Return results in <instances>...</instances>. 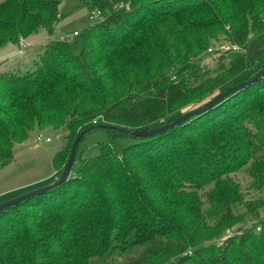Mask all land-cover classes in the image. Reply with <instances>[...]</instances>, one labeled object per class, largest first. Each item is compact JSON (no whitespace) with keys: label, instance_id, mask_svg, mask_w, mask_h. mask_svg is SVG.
I'll return each instance as SVG.
<instances>
[{"label":"trees","instance_id":"trees-1","mask_svg":"<svg viewBox=\"0 0 264 264\" xmlns=\"http://www.w3.org/2000/svg\"><path fill=\"white\" fill-rule=\"evenodd\" d=\"M78 1L102 21L47 44L34 70L0 73V168L31 132L64 128L71 145L53 158L60 177L97 118L150 130L264 68V0H125L112 12L110 0ZM60 5L3 0L0 49L41 31L52 37ZM221 37L245 52L211 68L208 49ZM110 132L137 142L119 155L109 144L93 158L77 149L76 176L0 212V264H89L135 248L123 264H264V155L253 149L264 151V76L155 137ZM248 222L258 223L214 244Z\"/></svg>","mask_w":264,"mask_h":264},{"label":"rangeland","instance_id":"rangeland-1","mask_svg":"<svg viewBox=\"0 0 264 264\" xmlns=\"http://www.w3.org/2000/svg\"><path fill=\"white\" fill-rule=\"evenodd\" d=\"M2 1L0 0V3ZM124 4L126 7L129 6L128 3H125V0H110L109 11L112 12ZM59 11L61 19L56 26L55 34L50 37L45 31H41L39 34L30 37L29 41L26 39L29 43V48L25 56L20 57V47L15 44H10L7 49L0 50V72L11 70L25 74L28 71H32L35 69L36 60L34 59L37 57L34 47L44 43L41 47V51H44V48L50 42L57 40L72 41L75 33L83 34L102 21V17L97 10H89L78 0H61ZM231 44L235 43L221 37L220 40L214 41L211 47L222 48L224 49L223 53H233L230 51ZM219 58H221V54L215 57H207L204 64L215 68ZM193 108L190 107L187 110H192ZM40 134H43L44 138L39 141L38 137ZM67 136L68 131L64 128L48 129L42 132L33 131L28 141L15 146V157L13 160L6 167L0 168V205L46 187L59 178V172L53 166V158L57 152L65 153L68 151L67 148L71 145V141ZM46 138H50L51 141L47 142ZM136 142L131 137L117 135L107 130H95L88 133L79 144L78 158L81 156L83 158L98 156L101 144L111 145L114 152L119 155L125 148ZM253 149L258 156L264 155V151L260 149L258 144H254ZM60 167L62 166L60 165ZM78 167L79 160H77L74 169L71 171V176H76ZM233 178L241 184L244 191L248 189L250 183L246 174L238 173L233 175ZM261 214L264 218V207L261 210ZM257 223L248 222L241 226H234L228 229L214 244L219 247L230 238L241 236L245 229L251 228ZM142 249L135 248L126 252L117 251L102 257H92L89 260V264H123L127 259L136 257Z\"/></svg>","mask_w":264,"mask_h":264},{"label":"water","instance_id":"water-1","mask_svg":"<svg viewBox=\"0 0 264 264\" xmlns=\"http://www.w3.org/2000/svg\"><path fill=\"white\" fill-rule=\"evenodd\" d=\"M263 76H264V68L262 70H260L258 73H256L254 76H252L250 79L245 80L239 84H236V85L228 88L226 91L219 93L218 95L213 97L211 100H209L205 104H203V105H201V106H199V107H197V108H195L189 112L184 113L182 116L178 117L174 121L167 123L165 125L156 127V128H152L150 130L130 129V128H125L122 126H116V125L106 124V123L94 125L93 127L88 128L87 130H84L83 132L79 133L77 135V137L75 138V140L72 144L71 150H70L68 161L64 167L62 174L60 175V177L56 181H54L52 184H50L46 187H43V188H40L38 190L29 192L25 195H22L18 198H15L13 200H10L6 203L1 204L0 205V212L4 211V210H6L12 206H16V205L22 203L23 201H26V200H29L33 197L42 195V194L60 186L66 180H68V178L71 174L72 167L74 166V163H75L78 146H79L81 140L83 139V137L88 132H90L92 130H107V131L112 130V131H117L119 133H122V134H125L128 136L135 137V138H152V137H155L156 135H159V134L165 133L171 129H174L175 127L180 126V125L188 122L189 120H191L194 117H197V116H199L205 112L210 111L212 108H214L215 106L222 103L229 96H232L233 94L244 89L245 87L251 86L252 84L256 83Z\"/></svg>","mask_w":264,"mask_h":264},{"label":"built area","instance_id":"built-area-1","mask_svg":"<svg viewBox=\"0 0 264 264\" xmlns=\"http://www.w3.org/2000/svg\"><path fill=\"white\" fill-rule=\"evenodd\" d=\"M128 7V6H127ZM78 35V33H75L74 37H76ZM19 47H20V54L21 56L25 55L26 52H27V49L29 48V43L26 41V39L22 38L19 42ZM224 49L222 48H213V47H210L208 49V53L209 54H216V55H222L224 54L222 51ZM230 51L233 52V53H244L245 52V49L243 47H241L240 45L238 44H231L230 46ZM100 119L101 117L97 118L96 120H94L93 124L94 125H98L100 124ZM44 138V135L43 134H40L39 137H38V140H42ZM46 141L47 142H50L51 139L50 138H46ZM256 231H260V228L259 227H256Z\"/></svg>","mask_w":264,"mask_h":264},{"label":"crops","instance_id":"crops-1","mask_svg":"<svg viewBox=\"0 0 264 264\" xmlns=\"http://www.w3.org/2000/svg\"><path fill=\"white\" fill-rule=\"evenodd\" d=\"M29 39L30 38H28L27 40L29 41ZM10 45V44H9ZM9 45H7L6 47H4V48H2V49H7V47L9 46ZM16 46H18L19 47V45L18 44H15ZM42 45H44V43L43 44H41V45H39V46H37V47H34V49H36V51H35V55H37V57L34 59V60H37L38 59V57H39V55L42 53ZM2 49H0V50H2ZM38 50V51H37ZM26 55V54H25ZM24 55V56H25ZM20 57H23V56H20ZM16 62V61H15ZM9 71H11V70H9ZM3 71H1L0 73H2ZM5 72V71H4Z\"/></svg>","mask_w":264,"mask_h":264}]
</instances>
